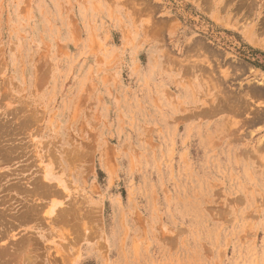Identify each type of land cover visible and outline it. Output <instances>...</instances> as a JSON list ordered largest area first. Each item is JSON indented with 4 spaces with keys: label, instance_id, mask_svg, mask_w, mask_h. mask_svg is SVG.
<instances>
[{
    "label": "rangeland",
    "instance_id": "obj_1",
    "mask_svg": "<svg viewBox=\"0 0 264 264\" xmlns=\"http://www.w3.org/2000/svg\"><path fill=\"white\" fill-rule=\"evenodd\" d=\"M0 264H264V0H0Z\"/></svg>",
    "mask_w": 264,
    "mask_h": 264
},
{
    "label": "bare ground",
    "instance_id": "obj_2",
    "mask_svg": "<svg viewBox=\"0 0 264 264\" xmlns=\"http://www.w3.org/2000/svg\"><path fill=\"white\" fill-rule=\"evenodd\" d=\"M37 190V189H36ZM68 216V215H67ZM64 220H67V219H64ZM29 261V260H28Z\"/></svg>",
    "mask_w": 264,
    "mask_h": 264
}]
</instances>
